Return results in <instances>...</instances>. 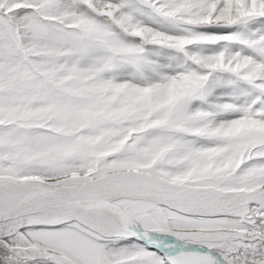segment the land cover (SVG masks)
I'll list each match as a JSON object with an SVG mask.
<instances>
[{"label":"snow or ice","instance_id":"6c2138e0","mask_svg":"<svg viewBox=\"0 0 264 264\" xmlns=\"http://www.w3.org/2000/svg\"><path fill=\"white\" fill-rule=\"evenodd\" d=\"M0 264H264V0H0Z\"/></svg>","mask_w":264,"mask_h":264}]
</instances>
